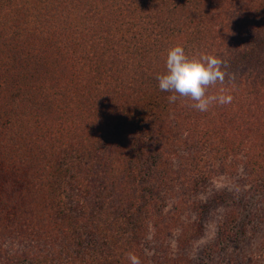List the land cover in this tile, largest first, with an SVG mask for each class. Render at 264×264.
<instances>
[{"label":"trees","instance_id":"obj_1","mask_svg":"<svg viewBox=\"0 0 264 264\" xmlns=\"http://www.w3.org/2000/svg\"><path fill=\"white\" fill-rule=\"evenodd\" d=\"M38 1L32 14L22 0H0V264H130L129 252L149 264L163 252L143 246L172 228L156 199L188 178L178 155L202 157L209 145L177 134L171 117L181 127L216 122L209 137L227 127L220 173L253 139L247 168L264 179V0ZM31 16L51 34L18 30ZM177 44L224 62V82L208 93L223 88L231 104L201 112L179 94L169 101L156 77ZM43 235L57 249H18Z\"/></svg>","mask_w":264,"mask_h":264},{"label":"rangeland","instance_id":"obj_2","mask_svg":"<svg viewBox=\"0 0 264 264\" xmlns=\"http://www.w3.org/2000/svg\"><path fill=\"white\" fill-rule=\"evenodd\" d=\"M22 2L30 13L35 12L41 5L38 0H22ZM50 26L49 23H45L44 26H35L34 16H31L24 19L21 27L17 29L31 28L30 32L33 33V30L39 32L40 28L51 34L48 31L49 28L52 29ZM68 31L66 28L65 32ZM59 34L62 36V33H57L58 37ZM134 97L136 98V96ZM171 119L173 122L171 126L180 132L177 134L184 138L193 135L201 138L205 135L209 145L202 147L201 150L206 151L202 157L195 155L196 152L191 153L187 150L184 157L179 154L176 158V161L179 160V163L185 164L188 178L182 177L183 182H179L176 186V192L175 190L170 191L168 184L166 189H161L160 198L156 199L158 206L163 208L162 216H164L166 228L172 227V230H167L166 235L160 239L158 244L152 237L143 242V246L149 251L155 250V246L163 245L160 248L163 252L159 251L157 257L153 256L149 259V264H264V179H251L246 164V152H248L253 139H247L238 152L229 156L224 162L228 166L226 172L220 173L221 160L217 158L219 157L217 152L221 155L224 153V148L232 144V141L229 140L232 133L224 135L221 132L227 127L217 128L218 132H212L209 137L208 130L211 131L212 127L217 126L214 121L204 119L201 122H189L190 125L186 124L181 127L175 119L172 117ZM132 131L133 128H130L129 135L131 137ZM189 131L194 134L189 135ZM260 135V131H258L255 137ZM198 140L195 138L190 141L193 144ZM209 147L212 154L208 156ZM253 169H255V174L259 173V167H253ZM211 170H216L219 173L214 171V174L210 176ZM203 172H206V175L202 177ZM192 178L195 179L191 180ZM190 180L193 182L192 184ZM175 185L172 189H175ZM187 185L189 186L187 187ZM84 195L88 197L90 192L85 191ZM186 198L188 199L187 205L184 204ZM69 202L73 204L76 201ZM183 204L186 206L185 208L182 207ZM182 208L183 211H180L179 209L182 210ZM176 215L178 216L175 217ZM148 220L152 227L153 220L151 217H148ZM115 231L116 235H126L119 232V229H115ZM44 236L40 239L22 241L19 243L18 249L24 251L28 247H32V250H37V252L44 249L45 252L57 249L55 247L57 244L53 243L52 245L49 240L45 241ZM136 239L133 238L132 241ZM10 247V245L7 246V248ZM152 254L153 252L150 255ZM28 259L31 261L32 257ZM95 259L94 256L93 260ZM0 262L5 263L6 260L2 259ZM13 264H17L16 259H13ZM18 264H27V262ZM99 264H101L100 261Z\"/></svg>","mask_w":264,"mask_h":264},{"label":"clouds","instance_id":"obj_3","mask_svg":"<svg viewBox=\"0 0 264 264\" xmlns=\"http://www.w3.org/2000/svg\"><path fill=\"white\" fill-rule=\"evenodd\" d=\"M223 61L215 55L205 54L190 58L182 45H175L168 50L166 72L157 75L159 88L170 91L169 101L174 103L179 97L190 98L194 103L191 107L201 112L208 111L212 105H227L233 96L221 88L218 94H209L210 86L223 83L226 72ZM130 264H141L140 257L134 252L126 253Z\"/></svg>","mask_w":264,"mask_h":264}]
</instances>
